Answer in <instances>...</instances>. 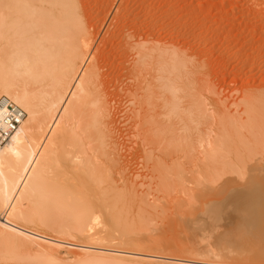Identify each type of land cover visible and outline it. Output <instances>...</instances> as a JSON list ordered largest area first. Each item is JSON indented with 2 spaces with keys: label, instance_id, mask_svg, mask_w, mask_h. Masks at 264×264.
Masks as SVG:
<instances>
[{
  "label": "bare ground",
  "instance_id": "bare-ground-1",
  "mask_svg": "<svg viewBox=\"0 0 264 264\" xmlns=\"http://www.w3.org/2000/svg\"><path fill=\"white\" fill-rule=\"evenodd\" d=\"M0 3L19 5L12 10L11 15L14 19L11 24L5 27L0 23V98L11 99L26 114L19 129L0 147V243L3 244V246L0 244L2 248L0 262L7 259L21 260L25 264H48V262L78 264L79 261L87 259L95 261L96 264H178L177 259L182 260L184 257V259L190 258L187 259L191 260L190 264H201L196 262L200 258L202 260L199 261L202 262L203 259H208L207 263L210 264L216 259L230 263L235 260L241 264H254V261L262 258L260 254L263 247L259 249L261 250L259 255L258 253L248 255L234 251V248L226 249L225 245H220L225 249L219 248L221 250L216 251L215 243L203 244L208 239L206 235L205 238L201 237L200 241L197 240L199 241L197 245L194 244L196 242L194 238H190L194 243L192 241L189 243L190 239L187 237L186 243H192L189 246L184 245L186 244L184 242L180 243L181 240L177 241L176 236L171 237L172 240L176 239L172 241L168 237L163 239L162 233L158 234V237L157 234L153 235L155 233H147L148 229L157 228V224L151 225L153 219L150 215L154 217L159 211L154 210L155 208L153 210L150 208L149 211L148 205H143L146 203L142 201L143 197L142 202L140 201L143 207H138L139 203L134 205L133 196L131 197L127 191L138 190L140 186L136 179L142 174L136 173L137 177L134 175L132 178L124 176L129 173L127 171L130 169V164L121 163L126 154L121 151L123 148L120 147L121 142L114 127V103L111 102V96L114 95H110L111 91L106 87V79L103 75L105 68L103 58L107 54L104 50L98 49L101 45L95 48L97 36L95 28L87 27L88 18L85 17L87 22L83 20L84 18H80L81 8H78V0H0ZM49 4H58L60 7L55 10L43 7ZM119 18V14L114 15L115 25L120 23ZM103 25H99L100 31ZM119 27L118 31L115 29L113 35L121 40L122 54L129 59L127 62L130 63V67L123 76L127 79L126 82L129 80L130 83L122 85L118 95L123 93L131 105L129 118L133 123L129 129L128 140L138 144L139 146L134 145L138 146L137 150L140 151L136 150L137 153L132 152V154L136 158L137 154L142 153L143 160H146V163L151 162L148 165L153 166L157 159L162 160L167 156L170 145L175 141L174 144L180 146L179 149L173 146L174 144L171 147H174L173 151L180 152V155L184 152L183 161L186 160L184 163H187L184 165H193L192 162H196L195 168L193 167L195 176L191 172L189 174L195 177L196 181L198 177L200 180L203 179V181L199 180V183L207 182L208 185L210 183L209 186L206 183L200 188L202 183L195 182L197 187L194 188V183L190 186L193 188H190L188 185L193 183V179L185 169L188 179L181 174L178 180L171 178L168 187H174L173 190L170 188L174 193L167 196L164 207L170 213L179 214L180 211L181 213L184 211L182 207L186 210L192 209L195 201L197 206L194 205L196 208L190 211L195 210L193 212L197 218H200L197 220L203 222L198 225L202 224L203 226L200 227L203 228L215 227L223 220L227 210L233 209L235 213L240 212L239 218L242 217L243 225H249L248 227L252 229L249 232L253 229L258 230L261 223L264 224V163L262 164L263 160H260V163L258 161L252 163L251 160L253 157L255 159L260 148L264 152V117L263 120L261 117L264 115V90H249L243 93L240 107L242 114H245L244 117L228 114L226 108L214 106L217 118L215 114L212 115L218 123V130H215L219 133H215L214 139L211 138L212 141H209V136L202 133L201 135L207 140L205 138L200 140L198 138L202 129L201 131L198 129L199 135L195 140L199 142H195L196 133L195 135L191 133L196 129L193 127L195 123L192 124L191 129L189 122L194 120L198 124L204 119L199 116L204 113L206 114L203 116H210L209 112V115L205 112L210 107H205L203 98H200V95L203 97L202 93L207 86L204 84L206 82L201 83L202 77L204 80L201 71L203 66L191 64V59H188L190 57L184 55L186 50L180 52L168 45H159L160 43L157 44L158 42L148 37L140 40L143 35L135 34L136 46H133L130 44V34L123 32V28ZM106 35L105 48L108 46ZM81 50L83 55L79 54ZM195 76L202 77L199 80L195 79ZM123 79L119 81L122 82ZM208 90L211 93V89ZM119 111L122 112L121 109ZM186 111L191 112L193 115L189 114L191 118L198 115L200 118L198 123L196 119L198 117L189 120ZM183 112H186V115H183ZM179 113L180 116H187L184 118L181 116L182 119L179 117L181 125L178 124L177 119ZM258 113L262 115L259 117ZM172 116L175 118L172 119ZM173 121L180 126V129L179 126L177 127L179 131L182 127L183 132H179L178 129L177 131L183 134L177 135ZM204 123L206 125V122ZM211 123L215 124V121L210 120L209 128L212 126ZM202 127L205 128L203 124ZM241 129L244 132H241ZM205 130H209L208 126ZM191 136H194L193 141L190 140ZM196 144L203 148V151L198 150ZM236 144L241 147L244 145L245 150L238 152L239 154L232 158L233 150L231 153L227 152L228 147L225 146L229 145L232 149ZM134 145L125 146L129 148ZM238 150L241 148L239 147ZM235 151L237 152V148L234 147ZM129 153L127 152L128 155H132L131 152ZM168 157L173 159L171 156ZM177 157L181 158V156L174 158L178 160ZM176 160L174 162H177ZM164 163L166 161H163ZM124 165L128 166L125 171ZM150 166L147 167L151 168ZM182 169L184 170L183 167ZM177 171L170 176L177 177L179 173ZM183 172L181 170V173ZM131 173L130 169V176ZM175 173L177 174L174 175ZM230 173L233 178H225ZM233 174L239 180L234 178ZM214 185L217 187L214 188ZM180 188L181 190H178ZM133 195H136L135 192ZM188 201L193 202L192 206ZM187 202L189 208L185 205ZM9 203L14 205L15 212L7 208ZM6 209L9 214H6ZM90 213H95L91 216V220H89ZM188 213L189 219L191 212ZM177 217L175 215L176 219ZM179 219L181 220L178 217L177 221ZM169 220L171 221L168 219L165 222ZM92 221H96L95 224ZM153 225L155 227H152ZM174 225L178 224L174 222ZM181 225L182 223L180 227ZM171 226L173 227L172 224ZM217 226L219 227L220 224ZM33 227L34 230L31 229ZM237 227L236 225L235 228ZM262 227L260 229L264 228ZM36 228L55 235L48 236L47 232L40 233L42 231L38 232ZM5 229L8 232L15 230L16 236L22 234L23 238L19 241L16 237L5 240ZM185 229L188 230L186 227ZM260 229L258 231H261ZM239 236L242 238V235ZM246 241L244 239L243 242ZM254 245L253 247L256 246ZM236 252L238 254L234 256L233 253Z\"/></svg>",
  "mask_w": 264,
  "mask_h": 264
},
{
  "label": "rangeland",
  "instance_id": "rangeland-1",
  "mask_svg": "<svg viewBox=\"0 0 264 264\" xmlns=\"http://www.w3.org/2000/svg\"><path fill=\"white\" fill-rule=\"evenodd\" d=\"M78 2H79V3H77V5L79 6L78 8L79 9L81 8L80 9L81 10L80 18L81 19L84 18L83 20H85V17L88 18L89 22L87 23V25L89 24V26L91 28L89 26H87V27L89 29L95 28V32L97 34L96 42H95V48H98L101 45L100 48H98V49L104 50L105 54H107L103 58V65L105 66L104 71H103V75L105 76V79H106V87L111 91L110 95L116 96V97L111 96V102H112V104L114 103L113 104V106H114L113 107L114 108L113 117H114V121H115L114 127L117 130L116 134H118L119 142H121L120 147L123 148V149H121V151L124 155L125 154L127 155V156L125 155L126 160L121 157L122 159L125 160V161L122 160L121 163L123 165L127 162L128 165L130 164L129 168L132 170L131 176L129 174L130 173L129 168H128L129 171H127L129 173L125 174L124 176L125 177L129 176L132 178V176L134 177V175L136 173H139V175L142 174V175H140V177L139 176L137 177L136 176L137 174L135 175V177H137L136 181L140 186V187H138V190H127V191L131 194V197L133 196L132 197V203L134 205L139 203L138 207H140V206L143 207L141 205L142 203L140 204V201L142 200V197H143L142 201L144 203L146 202L143 205L144 206L148 205L147 209L149 208L148 209L149 211L153 210V208H155L154 210L159 211V214L156 212L154 217L152 215H150V218L152 217V219H153V223L151 222V225L157 224V226H156L157 228H153L154 229L153 230L151 228L150 224L148 223L149 227L152 230L148 229L147 231L146 230L145 231L147 233H152V234L155 233L153 235L157 234L156 237H158V234L162 233L161 235L164 236V237L162 236L163 239H165V238L167 239V237L169 239H171V237L176 236V239H178L177 241L181 240V241H179L180 243L181 242L186 243L185 240L188 237V239L194 238L193 239L194 242L196 241L194 243L193 240L190 239L189 243H190V241H192V243L198 244L200 239L205 238L207 236L208 239L205 240L203 244H207V243L210 244L211 243L210 245H212L213 243H215L216 245L214 244V247H215L216 251L219 248H224V246L221 247L220 245H225V248L229 249V250L231 248H234L235 249L234 251H236V250H237V252L241 251L244 254L248 253V255H251V254L257 255V253H258V255H259L260 251H261L259 249H261L262 247L264 248V230H263L264 226L262 227V225H264L263 223H261V225H260L263 229H260L261 227L260 228L258 227L261 231H258L259 229L256 228L258 230L255 231L253 229L252 232H249L252 229H250V227H248L249 225L248 226L243 225L242 217H241V219L239 218L240 212L236 211V213H237L236 214L233 209H230V210L228 209L226 212V215L223 216V220L221 222H218L220 224L219 227L217 226L219 224H217L216 225L217 227L212 226V227L208 228L209 226L206 225L207 227L203 228V227H200V226H203L202 224L198 225L199 223H203V222L202 221L199 222L200 218L199 217L197 218V215L193 212L195 210L190 211V210L194 209V207L196 208L197 204L195 201H193V202L195 203L194 205H196V206L193 205V208L191 207L192 209H190V210L189 209L186 210L184 207H182L183 210L184 211L186 210V211L185 212L182 211V213L180 211L179 214H175L172 212L170 213L164 207L166 205V203H164V202L166 199H168L167 196L174 193V191H171L174 189V187H172V188L170 187L171 190L168 187V186H170L169 182H170L171 178L177 179L179 174L186 176L185 173H187V172L185 171V169L188 170L187 174H189V172H191L192 175L195 176L194 165H196L195 164L196 162H192V163H194L193 165H191V164L184 165V164H187V163H184V162H186V160L183 161V157H184L183 153L184 152H182L180 155V152L173 151L174 147H171L174 144V142H175L174 141L173 144L170 145V149H169L170 151L167 154V156H164L165 158L163 157L164 160L162 158V160L166 161V163L163 164L162 160L157 159V162L155 161L157 163V166H156V163H154V164L152 163L153 164V166L151 165L153 167V169H152L150 164L148 165V163H151V162L146 163L147 161L143 160V157L141 156L142 153L140 154L139 153L140 151L137 150V149H139V147H138L139 145L134 143L133 140H128V139H130L129 129L131 128V124L133 123V120H130L131 118H129L131 115V110H130L131 105H130V103H128L127 97L125 95H123V93H120L121 95L120 94L118 95V92L121 90V88L123 86L128 85L130 83L129 80L126 82L127 79L123 76V74L124 73L126 74L127 69L130 67V63L127 62V60L129 61V59L124 57L122 54V48L123 47H122V43L120 42L121 40L116 39L114 37L113 33L115 32V29H117L119 27L118 26L119 24L122 25V23L125 22V23H123L124 25H122L123 27H121V25L119 27L121 29L123 28L122 29L123 32H127L128 34L143 35V37L139 38L140 40H144L145 37H148L150 40L158 42L157 44L160 43L159 45H168V47H170L172 49L176 48L175 50H179V51L183 50L182 52H184L186 50L184 55H186L187 58L190 57L188 59L189 60L191 59V61L194 62V63L191 62V64H193V65L199 64V66L201 64V66H203L204 69L202 68V70H201V71H203L202 72L203 75L202 74L201 75L204 76V80H207V81H204L202 76L196 77L198 75H196L194 78L195 79L198 78L200 80V77H202L203 82L201 81V83L203 84L204 82H206V83H204L207 86L204 85L205 91H203L204 93H202L203 97H201V95H200V98H203V100L205 102V103L203 102L204 106L206 104L205 107H207V108L210 107V109L205 108V110L207 109L205 112H207V115H209V113H210V116L205 117L203 115H205L206 113H204L202 116H199V117H201V119L203 117H204V119L205 118L207 119L209 117L210 119L209 118L207 119L209 122H207L206 119H205V121H202L204 119L200 120V118L197 115L196 117H198V118H196V117L195 118L197 119V123L200 120L198 123L199 125L196 124V121H194V120H193L194 122L191 121L192 123L189 121L188 122L191 124L190 125L191 129H192V127H191L192 124L195 123L197 125V126L195 124H194L195 126L193 125V127H196V129L194 128L196 132L194 130L193 131L191 130L192 132L190 131L193 134L196 133V135L194 134L195 137L193 136L195 142H199V140L198 141L195 140L196 136L199 135L198 129H199V131H201V129H202V131L199 135L200 137L201 136L202 137L198 138V136H197L198 139L201 140L202 138H205L203 135H206L207 137L209 136L208 138H210V140L209 139L208 140L212 141L211 138L214 139L215 133H217V134L219 133V131H217L218 130L217 129L218 123H216V120L213 119L214 116L217 118V114L214 112V109H216V108H214V106L215 107L221 106L224 109L226 108L228 114H234L236 116L242 115V117H244L245 114H242L241 107H240V101H241L240 98H242L241 96H243V93L246 91H249V90H253V91L254 90H264V0H261V1L260 0H78ZM82 12L84 13V15ZM117 14H119V17H120L119 18L120 23L118 25H115L114 22H116V21H113V18H114V15L116 16ZM88 20L86 19L85 21L87 22ZM102 24H104V25L100 31L99 25H102ZM122 30H121V32H122ZM116 31H118V29ZM119 32H120V30H119ZM106 33H107V35H106ZM105 35H106V38H108V46L106 48H105ZM101 43H103V44H101ZM122 76L124 79L122 78ZM119 79L120 80L123 79L122 82L119 81ZM206 87H207V89H206ZM208 89H211L212 94L209 92ZM205 92H207V93H205ZM203 94H205V95H203ZM209 94H211V95H209ZM213 94H216V95H213ZM206 98H209V99H206ZM115 102H116V104H115ZM125 102L127 105L125 104ZM212 103H213V105H212ZM120 109L122 112L119 111ZM211 109H212V111H211ZM186 112H183L182 114L184 115L186 113V114H188V116H189V114H190V116L192 115L191 112H188V111H186ZM240 112H241V114H240ZM260 113H261V111H260ZM262 113H263V111H262ZM180 114L181 113H179V116L177 117L178 122H179L178 124L182 123L179 121L182 119V117L183 118L187 117V116H182V115H181L182 116L181 117ZM212 114L213 115L215 114V115L213 116ZM175 115H177V114H175ZM260 115H262V114H260ZM260 115L258 113L259 117H260ZM190 116L188 117L189 120L191 118ZM261 117L263 120L264 115ZM174 118L172 116V119H174ZM192 118L195 119L194 117H192ZM210 120H213V122L215 121V124L213 123L214 124L213 125L211 123L212 126H210V128H209ZM174 121H173V123H174ZM201 121L203 123H201ZM204 122H206V125L208 126V129H209V130H207L208 132L205 130L207 128V126L205 125ZM175 123L177 125V122H175ZM175 123H174V126H175L176 131H177V129H178L177 127L179 125L176 126ZM202 124L205 126V128L202 127ZM211 128H212V130H210ZM179 129H180V126H179ZM179 129H178V131H179ZM215 129H217V130H215ZM181 131H182V127H181ZM181 131H179V132H181ZM179 132L177 135L183 134V133H179ZM241 132H244V130H242ZM202 133H203V135H201ZM208 133H210V134H208ZM211 136H213V137H211ZM193 137L191 136V139H190L191 141H193L192 140ZM205 140H207V139L205 138ZM126 141H128V142H126ZM131 141L133 143H130ZM124 144L126 146H130L131 144L132 145L136 144L138 146L134 145L135 147L131 146V147L127 148ZM236 145H234V147L237 148V152L236 151L234 152V147H232V149H231V146H229V145L225 146L226 148L228 147L227 148L228 150L225 148L227 152L229 151L231 153V150H233L232 151L233 154L231 156L232 158L235 157L236 155H238L240 152H243L245 150L244 145L242 147H241V145L240 146H238V145L236 146ZM258 145H260V144H258ZM173 146H177V145L174 144ZM179 147H178V149H179ZM229 147H230V150H229ZM239 147L241 148V150H238ZM259 147H261V145ZM259 147L257 149H259ZM131 148L133 149V151H129V150H132ZM196 148H198V150L203 151V148L199 147V145H197V144H196ZM242 148H244V149H242ZM126 149H128V150H126ZM260 149H259V152L257 150V156H255V159H254V157L252 158L253 160H255V161L251 160L252 163L257 162V161L260 163L262 160H263L262 164L264 163V156H263L264 152ZM136 150L139 151L138 152L139 154H137V157L135 158L134 157L135 155H133L132 152L137 153V152H135ZM175 150H176V148H175ZM179 151H181V150H179ZM127 152L128 153L131 152V154L133 156L128 155ZM173 152H176V154ZM260 152L262 153V155ZM225 154L223 153V155H225ZM138 155H139V157H138ZM131 156L134 157V159ZM168 156H171V157L173 156L172 157L173 159H171ZM176 156H181L182 159L180 157H177L178 160H180V161H178L174 158ZM259 156L260 157L263 156V157L260 158ZM200 158L203 159L202 157H200ZM200 158H199V160H200ZM175 160L177 162H174ZM172 161H173V163H172ZM181 161H183V162L180 163ZM189 162L191 163V161H189ZM146 164H147V166H150L151 168H148L146 166ZM154 165H155V168H154ZM179 165L182 166L184 168V170L182 169V167L180 168ZM190 165L192 166V168ZM125 166L126 165H124V167ZM143 166L146 168H144ZM127 167H125L126 169L123 168V170L124 171L127 170ZM166 167L168 170L170 167H172L169 170L170 172L166 169ZM174 167L175 168L177 167L180 170H178V169L175 170ZM147 168L149 170H147ZM188 168L191 170L189 171ZM157 169H159V170H157ZM181 170L184 172L181 173ZM174 171H177V173L179 172L177 177L170 176L173 174ZM177 173H175L174 175H176ZM192 175L189 174V176L193 179V183H191V185L189 184L188 185L189 187L193 186L195 182L199 183L200 181H203V179L200 180L199 177L197 180L198 181L200 180V181L199 182L196 181L195 177H193ZM233 175H235V174H233ZM163 176H165V177H163ZM166 176H168L167 179L170 178L168 181L166 179ZM196 177H197V175H196ZM235 177H236V175L234 176V178ZM139 178L142 179L143 181L140 180ZM185 178L188 179V175ZM225 178H233V177L231 176V173H230V174H227L225 176ZM192 179H191V181H192ZM157 180H158V182H156ZM144 182H146V183L144 184ZM197 183H195L196 186L194 185V188L197 187ZM201 183H199V184H201ZM206 183L203 182L201 186L198 185V188H199V186H200V188H203L204 184L206 185ZM217 184L219 186V182ZM207 185H208V183H207ZM209 185H210V183H209ZM148 186H149V188H148ZM215 187H217V186L214 185V188ZM143 188H144V190H143ZM190 188H193V187H190ZM139 189H141V190H139ZM178 190H181V188ZM164 191L169 192V193L166 194V192H164ZM133 192H135L136 195H133ZM141 193H143V195ZM181 195H182V193H181ZM137 197H138V200H137ZM133 198H135V199H133ZM135 200H137V202H135ZM149 200H150V202H149ZM188 202H190V201H188ZM188 202L185 205H186V207L189 208L190 206H189ZM193 202H190V204L191 203L193 204ZM150 204H151V206H150ZM192 204H191V206H192ZM158 206H161V208H159ZM150 208H152V209L150 210ZM162 208H163V210H162ZM188 211L191 212L190 213L191 218H189V219L187 218V216L189 214ZM183 212H184V214H183ZM185 213H186V215H185ZM173 214H174V216H173ZM181 214H183V216L180 217ZM175 215L178 216L179 218H181V220L180 219L179 220L182 222H180L179 220L177 221L178 217L176 219ZM150 218H149V220H151ZM182 218H184V219H182ZM168 219H171V221L169 220V222H165V220L168 221ZM173 219L176 221H174ZM197 219H199V220H197ZM160 221H161V223H160ZM188 221H190L189 224L187 223ZM193 221H198V222L195 223ZM174 222L176 224H178V225H176L177 228H173V227H176L174 225ZM177 222H179V223H177ZM191 222L194 223L192 225L193 230L190 226L192 224ZM238 222H239V224H238ZM181 223H182L181 227H183V228L180 227ZM171 224L173 225V227L171 226ZM155 225H153L152 227H155ZM236 225L239 228L238 227L235 228ZM169 226H170V229H169ZM196 226H198V227L194 228ZM29 227H31V226H29ZM185 227L188 228V230L191 228V231L190 230L188 231L187 229H185ZM246 227H248V228H246ZM147 228H148V226H147ZM198 228H200V229L198 230ZM31 229L34 230L35 228L33 227ZM37 229H38V232L42 231L39 228H36V231H37ZM181 229L185 230V232L182 231ZM235 229H236V231H235ZM171 230H173V232ZM213 230H215L216 232L215 231L213 232ZM148 231H150V232H148ZM196 231L197 232L203 231V232L196 233ZM247 231H248V233H247ZM46 232H47L48 236L55 235L54 233L52 235L51 232H48V231H46ZM46 232L42 231L40 233H46ZM256 232L260 233L261 235H258V233H256ZM49 233H51V234L49 235ZM169 233H171V234H169ZM172 233H173V235H172ZM179 233H181V234H179ZM183 233H185V235ZM188 233H189V235H187ZM191 233H193V234H191ZM212 233H213V235H212ZM232 233H234V234H232ZM254 233H256V235ZM201 234L204 235V237ZM230 234H232V235H230ZM193 235H195V236H193ZM237 235L238 236L242 235V238L240 236L238 237ZM247 235H248V237H246L247 238L246 239L245 236H247ZM189 236H191V237H189ZM252 236H253V238H252ZM181 237L184 238L183 241H182ZM198 237H199V239H198ZM256 238H257V240H256ZM174 239L175 238H173V240ZM244 239L247 241L243 242ZM249 239H250V241H248ZM197 240H199V241H197ZM252 240H254V241H252ZM253 242L255 243L256 246L254 245ZM0 244H1V246H3L2 243H0ZM187 244H188V242L184 245H187ZM191 244H188V245L190 246ZM252 244L256 247V250ZM218 245H219V247L217 248ZM228 246L230 248H228ZM214 247L212 246L211 248L214 249ZM263 248L261 251L262 253L264 252ZM0 249L2 250V248H0ZM219 250H221V249H219ZM244 251H246V252H244ZM237 252L233 253V255L235 256L236 254H238ZM262 253L260 254V256L264 259V256H262L264 254H262ZM175 258H178V257H175ZM172 259H174V258H172ZM187 259H190V258L184 259V257H183L182 260L177 259L178 260L177 262H178V264H190L189 262H191V260L188 261ZM200 259H197L196 262H199L201 264H206L208 262V259H203V262L199 261ZM261 259H259L260 262H259V260L258 261L256 260L257 262L254 261L253 263L254 264H261V262H264L263 259H262V261H261ZM204 260H206V262H204ZM193 261H195V260H193ZM211 261H213V260H211ZM224 261H223V259L222 260L216 259L215 261H213L214 263L213 262H211V263L212 264H233V263L234 264H241L235 260L232 263H230V261H228V262L226 260H224ZM182 262H184V263H182ZM207 264H210V263H207Z\"/></svg>",
  "mask_w": 264,
  "mask_h": 264
},
{
  "label": "snow or ice",
  "instance_id": "snow-or-ice-1",
  "mask_svg": "<svg viewBox=\"0 0 264 264\" xmlns=\"http://www.w3.org/2000/svg\"><path fill=\"white\" fill-rule=\"evenodd\" d=\"M17 7H19V5H15V4H11V3H0V9H2V11H0V23H2L5 27H7L9 24H11L13 22V19H14L13 16L11 15L12 10L17 8ZM43 7H46L50 10H55L56 8L60 7V5L49 4V5H45ZM129 40H130V44H132L133 46H136L135 34H130ZM79 54L83 55V50H81V52ZM85 60H86V58H85ZM6 111H7L6 109L3 111H0V119H3L5 122H7V120L9 119V117L7 115H5ZM7 208L12 209V212H15V207L11 203H9L7 205ZM6 214H9L7 212V209H6ZM93 215H95V213H90L89 220H91V216H93ZM29 219H34V217H29ZM213 219H215V216H213ZM95 222L96 221H92L93 224H95ZM12 237H16V239L18 241L23 238L22 234H21V236L17 237L15 230H13L12 232H8L7 229H5L4 230V239L9 240ZM0 264H25V262L21 261V260H7L6 259L5 261L0 262ZM48 264H55V262H48ZM78 264H96V262L85 259V260L79 261Z\"/></svg>",
  "mask_w": 264,
  "mask_h": 264
},
{
  "label": "built area",
  "instance_id": "built-area-1",
  "mask_svg": "<svg viewBox=\"0 0 264 264\" xmlns=\"http://www.w3.org/2000/svg\"><path fill=\"white\" fill-rule=\"evenodd\" d=\"M5 109L7 110L5 115L9 119L7 122L0 119V147L11 139L26 118V114L22 108L11 99L2 97L0 98V111Z\"/></svg>",
  "mask_w": 264,
  "mask_h": 264
}]
</instances>
